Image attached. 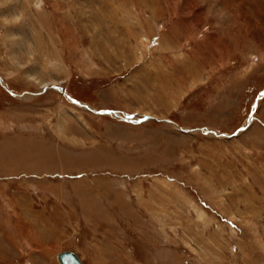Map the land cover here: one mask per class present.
Segmentation results:
<instances>
[{
    "label": "rangeland",
    "instance_id": "rangeland-1",
    "mask_svg": "<svg viewBox=\"0 0 264 264\" xmlns=\"http://www.w3.org/2000/svg\"><path fill=\"white\" fill-rule=\"evenodd\" d=\"M65 251L264 264V0H4L0 264Z\"/></svg>",
    "mask_w": 264,
    "mask_h": 264
},
{
    "label": "water",
    "instance_id": "water-1",
    "mask_svg": "<svg viewBox=\"0 0 264 264\" xmlns=\"http://www.w3.org/2000/svg\"><path fill=\"white\" fill-rule=\"evenodd\" d=\"M58 261L60 264H83L80 257L72 251L62 252L58 256Z\"/></svg>",
    "mask_w": 264,
    "mask_h": 264
},
{
    "label": "bare ground",
    "instance_id": "bare-ground-1",
    "mask_svg": "<svg viewBox=\"0 0 264 264\" xmlns=\"http://www.w3.org/2000/svg\"><path fill=\"white\" fill-rule=\"evenodd\" d=\"M72 100V99H71ZM72 101H74V100H72ZM74 102H76V101H74ZM77 103V102H76ZM78 104H80V103H78ZM81 105V104H80ZM84 106V105H83ZM86 107V106H85ZM79 256V255H78ZM80 257V256H79ZM80 259H81V257H80ZM82 260V259H81ZM82 262H83V260H82ZM83 264H84V262H83Z\"/></svg>",
    "mask_w": 264,
    "mask_h": 264
},
{
    "label": "clouds",
    "instance_id": "clouds-1",
    "mask_svg": "<svg viewBox=\"0 0 264 264\" xmlns=\"http://www.w3.org/2000/svg\"><path fill=\"white\" fill-rule=\"evenodd\" d=\"M3 2H4V0H0V6H2Z\"/></svg>",
    "mask_w": 264,
    "mask_h": 264
}]
</instances>
